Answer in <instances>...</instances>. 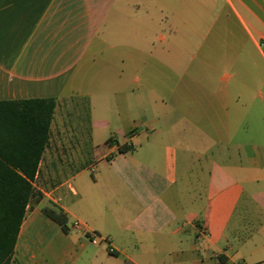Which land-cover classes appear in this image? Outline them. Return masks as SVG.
Returning a JSON list of instances; mask_svg holds the SVG:
<instances>
[{"label":"crops","instance_id":"0c3cea01","mask_svg":"<svg viewBox=\"0 0 264 264\" xmlns=\"http://www.w3.org/2000/svg\"><path fill=\"white\" fill-rule=\"evenodd\" d=\"M263 37L264 0H0V100L56 99L12 264H264Z\"/></svg>","mask_w":264,"mask_h":264},{"label":"trees","instance_id":"16d2710c","mask_svg":"<svg viewBox=\"0 0 264 264\" xmlns=\"http://www.w3.org/2000/svg\"><path fill=\"white\" fill-rule=\"evenodd\" d=\"M56 99L0 100V264H12L27 205L35 194L34 179L51 136ZM129 146L119 147L120 152ZM44 212L69 230L60 207Z\"/></svg>","mask_w":264,"mask_h":264},{"label":"rangeland","instance_id":"374dc122","mask_svg":"<svg viewBox=\"0 0 264 264\" xmlns=\"http://www.w3.org/2000/svg\"><path fill=\"white\" fill-rule=\"evenodd\" d=\"M62 128L67 130L68 133L74 130L78 132L84 130L85 135L80 137H61L59 133L62 132ZM108 137L109 136H101L99 137V141L104 143ZM59 142H61L62 146ZM82 142L84 146H82ZM53 156L54 159L56 158L55 165H62L63 171H69L70 166L80 167L92 161L86 100L73 97L68 98L59 107L52 130L51 145L45 158L48 161ZM50 195H52V193H50Z\"/></svg>","mask_w":264,"mask_h":264},{"label":"built area","instance_id":"2783aa9c","mask_svg":"<svg viewBox=\"0 0 264 264\" xmlns=\"http://www.w3.org/2000/svg\"><path fill=\"white\" fill-rule=\"evenodd\" d=\"M263 39H264V37H263ZM263 44H264V41H263Z\"/></svg>","mask_w":264,"mask_h":264}]
</instances>
